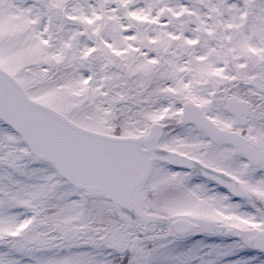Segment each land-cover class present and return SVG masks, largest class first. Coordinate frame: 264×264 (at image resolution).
<instances>
[{
	"label": "snow or ice",
	"instance_id": "1",
	"mask_svg": "<svg viewBox=\"0 0 264 264\" xmlns=\"http://www.w3.org/2000/svg\"><path fill=\"white\" fill-rule=\"evenodd\" d=\"M0 264H264V0H0Z\"/></svg>",
	"mask_w": 264,
	"mask_h": 264
}]
</instances>
